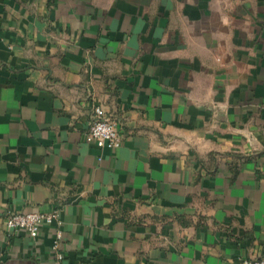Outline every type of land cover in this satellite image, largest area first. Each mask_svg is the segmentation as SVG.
I'll return each mask as SVG.
<instances>
[{
    "label": "crops",
    "instance_id": "1",
    "mask_svg": "<svg viewBox=\"0 0 264 264\" xmlns=\"http://www.w3.org/2000/svg\"><path fill=\"white\" fill-rule=\"evenodd\" d=\"M97 105L119 147L85 139ZM30 210L57 218L34 238L6 228ZM252 257L264 0H0V264Z\"/></svg>",
    "mask_w": 264,
    "mask_h": 264
},
{
    "label": "built area",
    "instance_id": "2",
    "mask_svg": "<svg viewBox=\"0 0 264 264\" xmlns=\"http://www.w3.org/2000/svg\"><path fill=\"white\" fill-rule=\"evenodd\" d=\"M119 120L107 113L100 105L93 107L91 120L84 132L87 141L94 142L98 147L116 148L122 144V134L118 129ZM57 218V213L40 210L10 212L5 221L6 228L11 231H24L30 237H36L44 224H49ZM60 236V233H57ZM52 251L57 259L63 258L59 246L54 244ZM237 264H264V257H252L239 260Z\"/></svg>",
    "mask_w": 264,
    "mask_h": 264
}]
</instances>
